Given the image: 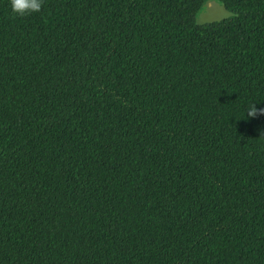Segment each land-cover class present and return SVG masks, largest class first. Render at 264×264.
<instances>
[{"label":"trees","instance_id":"obj_1","mask_svg":"<svg viewBox=\"0 0 264 264\" xmlns=\"http://www.w3.org/2000/svg\"><path fill=\"white\" fill-rule=\"evenodd\" d=\"M208 1L0 0V264H264V0Z\"/></svg>","mask_w":264,"mask_h":264},{"label":"water","instance_id":"obj_2","mask_svg":"<svg viewBox=\"0 0 264 264\" xmlns=\"http://www.w3.org/2000/svg\"><path fill=\"white\" fill-rule=\"evenodd\" d=\"M231 17H233V13L227 10L224 4L216 0H209L198 13L196 23L198 25L217 23Z\"/></svg>","mask_w":264,"mask_h":264},{"label":"clouds","instance_id":"obj_3","mask_svg":"<svg viewBox=\"0 0 264 264\" xmlns=\"http://www.w3.org/2000/svg\"><path fill=\"white\" fill-rule=\"evenodd\" d=\"M11 12L17 17L30 16L33 13H39L42 10L44 0H8ZM264 114V109L260 110ZM248 117L254 118L257 115V108L251 106L248 113Z\"/></svg>","mask_w":264,"mask_h":264}]
</instances>
